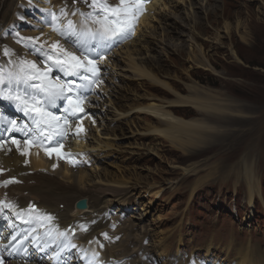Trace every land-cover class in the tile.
I'll list each match as a JSON object with an SVG mask.
<instances>
[{"label":"rangeland","instance_id":"1","mask_svg":"<svg viewBox=\"0 0 264 264\" xmlns=\"http://www.w3.org/2000/svg\"><path fill=\"white\" fill-rule=\"evenodd\" d=\"M167 1L172 3L166 4ZM203 2L205 8L201 7ZM154 3L158 5L156 9L153 6L152 8L155 12L158 10L157 16L160 17L154 15L157 17L153 20L157 21L154 23L150 20L149 25L156 29L148 38V45L144 43L145 46L143 45V49L139 51L144 57L137 58L143 59L147 69L152 70V66L155 67L153 71L157 78L163 83L167 82L166 84L174 89L167 90L170 88L161 85L152 87L148 80L149 83L144 82L142 89L138 87L124 89L125 99L122 102V108L146 106L151 103L150 99L152 102L164 103L168 106L167 104L177 101V91L182 97L188 98L191 96L188 86L198 83L199 86L211 92H219L223 96L222 99L240 100L238 102L240 110L237 112H241V116L233 121L236 122L235 124L219 123L218 125L221 124L220 132L217 133L216 138L191 151L195 154L188 160L183 151L174 148L166 137H148L145 140L141 139L144 143L138 142L139 144L135 145L136 141L130 138L131 134L142 131L141 133L145 135H154L155 133L147 129L152 125L163 128L161 127L163 123H158L156 119L147 115L134 116L116 126L120 140L123 141L122 146L128 144L131 148L133 147V152L130 154V157L134 158L133 162H130L126 169L116 167L118 165L114 166L115 168L110 170L112 173L109 174L108 180H106V175H101L105 180H100V182L106 183L110 180L124 178L130 183L138 182L142 187L159 185L163 197L155 200L151 209L152 213L147 219H152V228L155 233L162 232L164 237H169V243L176 245L175 235H178V238H184L186 245L201 247V250H205L209 242L221 246L222 243L242 237L246 244L252 239L264 240V148L261 154H257L256 148L264 135V0H193V2L186 1L184 4L178 0H156ZM159 4L162 5L159 6ZM192 6H195L193 10ZM208 7L211 9L207 10ZM189 14L195 15L188 18ZM169 21L173 24L176 22L173 29L172 25L168 24ZM189 25L194 28L191 29ZM178 26L181 27L177 28ZM226 26L229 27L228 32ZM163 31L166 33L164 34ZM169 33L173 36L169 37ZM231 49L235 50L239 57H235ZM195 55L199 56L198 60L203 59L202 63L210 65L206 66L208 70L190 61L196 57ZM117 63L123 64V66L118 64L121 68L126 66L122 61H117ZM127 68L129 66L125 67L126 70ZM122 74L130 76L127 73ZM129 79L132 84L135 83L132 76ZM117 99L120 97L117 96ZM175 111L177 115H182L186 119L201 115L193 107ZM245 115H254L253 125L261 128L256 133L257 135L260 133L259 137L256 134L250 136L242 132L243 124L246 122L245 118L244 120L242 118ZM203 117L210 119L207 115ZM209 121L216 120L210 119ZM228 126L231 128L228 129ZM235 127L238 128L234 129ZM243 145H246L245 153L239 161L232 163L237 149ZM135 146H140L141 149ZM233 147H236V150ZM246 153H252L253 158L247 157ZM138 154L143 155L144 158L138 157ZM135 158L139 160L137 159L138 164L133 166ZM188 161L193 162L189 165ZM105 163L108 165V162ZM105 163L104 167H100L102 172H105ZM249 163L253 169H250ZM177 164L192 166L193 172L203 173L200 179L206 182L236 180L238 178L236 169L244 165L245 169H242L244 179L237 182L213 184L212 187L201 191L195 198L187 200L194 177L188 180L184 178L178 186H168L170 181L180 176L174 168ZM189 167H186L184 171L190 170ZM215 167L218 168L215 169ZM219 175L227 176V178L218 179ZM98 179L91 177L89 182L94 183ZM258 186H261L263 196L259 194ZM142 191L140 189L135 191L139 198H142ZM145 194L149 193L145 192L143 196ZM252 198L255 200L254 206L249 207ZM142 202L140 215L144 216L149 213V206L145 201ZM245 234L249 236L248 241H246ZM247 248L250 253L246 252L239 256L237 258L239 264L253 263V253L258 257L256 249ZM235 249L236 252L241 253V249ZM163 253L159 252V254Z\"/></svg>","mask_w":264,"mask_h":264},{"label":"bare ground","instance_id":"2","mask_svg":"<svg viewBox=\"0 0 264 264\" xmlns=\"http://www.w3.org/2000/svg\"><path fill=\"white\" fill-rule=\"evenodd\" d=\"M186 1L193 2V0H178V2H182L183 4ZM9 2H11V0L5 1V5L7 6V8H9ZM204 2L201 4L202 8H205ZM157 5H158V3H154V5H153L154 9H156L155 7ZM194 7L195 6H192V10L194 9ZM208 9H211V8L208 7L207 10ZM140 15L141 14L138 15L137 19H139ZM193 15H195V14H193ZM193 15L189 14V15H187V17L191 18V17H193ZM166 16H167V14H166ZM151 19H155L154 15L147 16V17L144 16L142 18V20L139 21V23L141 24V27L139 28V35H137L133 41L127 43L119 52H117L118 57L115 59V63H116V67H117V75L122 76V77H126V78H131V76L127 77L126 75L122 74V73H124L123 70L124 71L131 70L135 73H138L136 76L137 78L142 76V77H144V79L149 80L152 87H156V85H161L163 87L166 86V87L170 88L167 90L172 91V89H174L172 86H169L168 84H166L167 82L163 83V81H160L157 78V75L153 71L155 67H153L152 64H150L152 66V70L147 69L145 64H144L143 59L137 58V57L143 56V54H140L139 51L141 48L143 49L144 43L147 42L148 38L152 35L154 30L156 29V28H153L152 26L149 25V22ZM168 24L172 25V29H173L176 22L173 24L172 21H169ZM189 26H191V25H189ZM180 27L181 26H178L177 28H180ZM192 28H194V26H191V29ZM228 29H229V27L226 26L227 32H228ZM172 31L173 30H171V33H173ZM174 32L176 33L177 30L175 29ZM163 33L165 34L166 32L163 31ZM171 33H169V37H170V35L173 36V34H171ZM164 34H163V36H165ZM231 50H232V53L235 57H239V55L237 54V52L235 50H233V49H231ZM202 53H204V52H202ZM198 57L199 56H196V57H193L192 59H190L191 58L190 57L189 59L191 62L193 61L194 63L199 64L198 66H201L204 69L208 70L209 68H207V67H209L210 65H205L204 63H202L203 59H202V61L198 60L197 59ZM203 57H205V56H203ZM239 59L240 58H238V60ZM117 61L124 62L126 64V66L121 68L118 65ZM128 62H129V64H128ZM148 62H150V61H148ZM127 66H129V68H127V70H126L125 67H127ZM199 85L200 84L195 83L194 85L188 86L189 87L188 91L191 94V96H189V97L187 96L188 98L182 97L181 94L177 93L178 91L176 90L177 91V92L175 91L176 96L178 95L177 101L171 102V103L169 102L170 104H167L168 106H165L164 103L161 104V103H157L154 101V102L147 104L146 106L138 107L139 111L143 112L145 115L151 116V118H154V120L156 119V121L158 123L159 122L163 123V125L161 126L163 128H159L157 126L152 125L147 130L151 131V133L158 134L157 136H161L163 138L166 137V139L171 143V145L174 148L183 151L184 155H186L187 160L190 157H192L193 154H195L194 152H191V151L202 147L207 142H211L216 138L217 133L219 134V132H220L221 124L218 125L219 123L224 122V123L235 124L236 122H233V121L237 120V118L241 116V114H240L241 112L240 113L237 112L240 110L238 108V102L240 100L222 99L223 96H221V94L219 92L218 93L211 92L209 89L203 88ZM115 104H116L115 101H111L109 103V105L111 107V112H112V118H111L112 120L120 119L124 114L123 112L117 111L119 109H117L115 107ZM243 106H244V108H246L245 105H243ZM186 107H193L201 115L197 116L196 118L190 117V118L186 119L182 115H177L178 113L176 114L175 110L181 109V108H186ZM203 115L204 116L207 115L210 119H213L216 121L210 122L209 121L210 119L207 120L205 117H203ZM244 118H245L246 122L243 124L242 132H246L248 135L251 136V135L258 133L261 130V128L259 126L253 125L254 116H246L245 115L242 118V120H244ZM225 128L226 127H224V129ZM240 128H241V126H240ZM111 131L112 130L109 129V127H106V128H104V131L102 133H99L98 136H96V138L94 139L93 142H95V147L98 148L99 151H106V150L111 148L110 140H112V137L110 135L112 133L109 135V133ZM236 131H238V130H236ZM239 132H240V130H239ZM141 134H143V133H141ZM228 138H229V136H228ZM219 139H220V136L218 137V140ZM239 139L241 140L240 136H239ZM258 139L260 140V138H258ZM241 142H242V140H241ZM229 145H227V146H229ZM250 147H252V145ZM234 149L236 150V147ZM22 152H27L28 154L22 155ZM251 154H247V157L252 158ZM4 155L5 154H2L0 156V165L3 166L4 168H10L11 171H13V172L26 170V168L23 167V165H22V162H24V161H26L28 163L29 169L35 168V166H38V165H44L45 163L50 164V162L43 161L37 153H35L29 149H23L20 147H16L15 150L11 153V155H9V156L5 155L6 157H4ZM231 167L232 166L230 165V168ZM217 168L215 167V169H217ZM233 169H234V167H233ZM120 171L121 170L119 169V172ZM94 172L97 175V178H99V179L102 178L101 175H106V180H108L109 174L112 173L110 170H106L105 172H102L100 167L97 169H94ZM67 173H69V172H67ZM67 173H66V176H64V179H59V180H56L55 178L50 177V176H37V177H35L38 180V184L34 188L35 191H37L39 193V195L42 197V199L49 204H52L54 202L60 204L62 202L64 203L67 200L76 201L77 199L85 196L82 193L88 191L90 188V185L85 181V176H86V178H89L91 173L90 172L88 173V171L80 172L77 175L73 174V172H71L69 174H67ZM231 173H232V171H231ZM45 178L49 179V181H45ZM138 178H137V180L139 181ZM217 178L218 179H223V178L225 179V178H227V176L219 175ZM100 183H103V182H100ZM104 184H106V185H103L105 187L102 188V192L104 195H106V194L109 195L110 193H114V194L118 193L123 187H128L130 189H133V185L135 186V188H138V187L142 188V186L139 185L138 182L137 183H130L128 180H125L124 178L110 180ZM129 184H132V186H129ZM31 187H34V185L27 186L26 188H31ZM147 195H149V194H147ZM147 195L145 194V196H147ZM97 201H99V199ZM69 209H70V204L68 205L67 210H69ZM126 245H127V243H125L123 245V247H126ZM235 251H236V249H235ZM249 253H250V251H247V254H249Z\"/></svg>","mask_w":264,"mask_h":264},{"label":"snow or ice","instance_id":"3","mask_svg":"<svg viewBox=\"0 0 264 264\" xmlns=\"http://www.w3.org/2000/svg\"><path fill=\"white\" fill-rule=\"evenodd\" d=\"M85 3H87V0H85ZM144 3L145 0H120L119 5L112 6L108 3V0H92L89 5L92 12L81 13V15H85L86 19H91L93 23L98 24V29L78 31L73 21L69 20L63 29L56 23L54 31H58L62 36L72 38L74 46L85 51L92 50L89 45L93 42L108 46L111 42L122 40L134 32V23L138 15L144 11ZM61 15H67V13L61 10ZM58 20L59 17L53 13L52 21L57 22ZM51 48L53 50L51 53H45L43 50L37 49L38 54L44 57L45 62L51 61V64L44 69H41L35 62L22 61V74L13 75L9 73L4 75L0 73V95L4 99L12 101L17 109L31 117L35 128L29 131H33L38 138L49 140L52 139L53 134H66V129L65 132L57 131L53 133L52 130L60 126V117L49 111V109L58 107L57 101L63 100L68 105L64 109L65 113L74 117L78 116V113L85 112L82 107L83 93L79 92V89L88 87V84L76 85L74 80L61 81L58 75H53V69L63 72L65 75L78 76L82 81H91L92 83L95 82L92 77H95L99 71L92 59L85 57L82 60L74 53L67 51L59 41L52 44ZM5 54H8L7 51ZM87 73H91L92 77L88 76ZM32 81H38V83ZM6 84L8 88L4 87ZM21 84L24 85L22 91L20 90ZM13 85H15V89H13ZM0 119H4L2 114H0ZM8 123L14 131H24L23 128L16 127L15 120H10ZM63 123L65 126L68 125L67 116L64 117ZM80 131H83L82 127L78 129L77 134ZM46 132L48 135L45 137L44 133ZM13 143L17 144L18 147L20 145V141L15 139H13ZM25 144H27V140ZM61 148H63V144L57 143L48 151V154L52 155L55 152L58 157L67 158L70 154L58 151ZM27 154V152H22V155ZM72 162L75 163V161ZM10 182L5 181L4 184L7 185ZM4 206L10 207L7 204ZM104 235L107 236V234ZM96 255H93V261ZM89 264H92V261Z\"/></svg>","mask_w":264,"mask_h":264}]
</instances>
